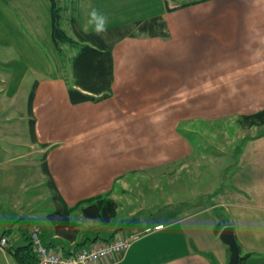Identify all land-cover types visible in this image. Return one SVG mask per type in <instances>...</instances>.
<instances>
[{"label": "crops", "instance_id": "crops-1", "mask_svg": "<svg viewBox=\"0 0 264 264\" xmlns=\"http://www.w3.org/2000/svg\"><path fill=\"white\" fill-rule=\"evenodd\" d=\"M70 2H61L63 22L68 10L83 31H93L88 14L96 9L106 27L161 15L168 35L120 39L111 93L73 101L76 54L54 42L51 0H0V239L7 237L0 264H20L9 247L27 244L34 224L63 254L164 224L121 257L91 264H214L206 252L228 264L230 249L215 231L220 223L234 227L241 256L250 252L246 264H264V125L250 127L259 130L237 148L228 180L210 199L178 203L168 191L144 209L143 196L129 190L140 175H167L174 187L194 155L193 135L204 137L196 122L264 109V0ZM98 195L118 203L107 224L81 211ZM59 205L77 224L75 239L48 218Z\"/></svg>", "mask_w": 264, "mask_h": 264}, {"label": "trees", "instance_id": "trees-1", "mask_svg": "<svg viewBox=\"0 0 264 264\" xmlns=\"http://www.w3.org/2000/svg\"><path fill=\"white\" fill-rule=\"evenodd\" d=\"M51 3L52 35L55 44L59 49L64 44L77 47L78 49L73 59V77L74 83L80 88H70L73 101L97 99L108 96L111 93L114 73L113 47L120 39L126 36L168 35L166 22L161 15L152 16L132 23L110 26L101 35H96L94 31L86 32L80 29L77 25L76 18L73 16L72 18L69 17V21L74 27L73 34H69L62 26L64 19L63 9L65 7H63L60 0H51ZM240 119L248 126L264 125V109L254 113L242 114ZM42 167L47 171L45 165ZM117 208L118 203L114 198L98 195L92 198L86 205L82 206L81 211L84 217L98 219L104 224H107L115 216ZM214 211L218 217H221V209L214 208ZM48 218L52 221L58 233L65 234L70 239H75L77 229H73V227L77 224L71 221L70 210L68 208L59 205L48 214ZM66 227L71 228L72 231H66ZM221 227V223L216 226L215 231L217 234H219ZM28 239L29 242L27 244L9 247V251L20 264H38V257L29 236ZM206 253L211 261L216 264L213 253ZM249 255L250 252H247L241 256L239 264H246V259Z\"/></svg>", "mask_w": 264, "mask_h": 264}, {"label": "rangeland", "instance_id": "rangeland-1", "mask_svg": "<svg viewBox=\"0 0 264 264\" xmlns=\"http://www.w3.org/2000/svg\"><path fill=\"white\" fill-rule=\"evenodd\" d=\"M60 1L64 6H67V8L71 5L70 0ZM65 13L68 17H66L62 26L69 33L73 34V31L70 29L72 23L69 21V17L72 15L68 10H65ZM76 51V47L72 48L70 56L76 54ZM240 116H235L233 118L230 116L231 119H229L230 117H222L216 119L214 122L209 121L204 124L196 122V124H193V126L201 128L204 137H201L199 134L198 136L195 134L193 135L194 155L191 159L187 160L188 166L184 168L185 171L181 172L182 178L178 182L176 181L173 187L167 186V175L165 178L160 177L156 181H153V177L150 175H140L138 178L132 177L129 186V190L132 191L131 194L135 196L134 193L137 192L138 195L143 196L142 200L144 203L139 199L138 201L143 203L144 209L152 204H148L147 200L151 197L162 200L166 199V197H168V191H172L174 194L176 193V195H178V203L183 202L184 204H188L191 202L196 203V201L199 203L198 201H204L206 198L210 199L211 195L215 193V189L228 180L229 174L233 170L231 165L236 158L235 153L237 148L247 139L249 132L259 130L258 127H253L254 129L249 131L250 127L257 125H245L241 121ZM183 161L184 160H180L171 166L162 167L158 175L166 174L171 168H174V170L179 168ZM199 175L201 176L199 177ZM182 183L183 185H180ZM207 183L210 184L208 186L209 188L205 186ZM177 189L178 193L176 192ZM179 193L182 194L180 198ZM155 202L154 200L152 205H156L157 203ZM162 205H158L157 207ZM145 212L149 214V211ZM104 230L103 236H107L106 229Z\"/></svg>", "mask_w": 264, "mask_h": 264}, {"label": "built area", "instance_id": "built-area-1", "mask_svg": "<svg viewBox=\"0 0 264 264\" xmlns=\"http://www.w3.org/2000/svg\"><path fill=\"white\" fill-rule=\"evenodd\" d=\"M164 227V224L147 226L142 229L120 235L118 238L103 243L91 242L77 248L70 254H63L52 246L47 245L42 239V227L34 224L29 237L33 243L38 257V264H91L107 257H121L128 250L134 240L143 234ZM7 244V237L2 236L0 247Z\"/></svg>", "mask_w": 264, "mask_h": 264}, {"label": "water", "instance_id": "water-1", "mask_svg": "<svg viewBox=\"0 0 264 264\" xmlns=\"http://www.w3.org/2000/svg\"><path fill=\"white\" fill-rule=\"evenodd\" d=\"M219 237L230 249V260L228 264H239L241 250L235 235L234 227L232 225L224 226L219 233Z\"/></svg>", "mask_w": 264, "mask_h": 264}, {"label": "clouds", "instance_id": "clouds-1", "mask_svg": "<svg viewBox=\"0 0 264 264\" xmlns=\"http://www.w3.org/2000/svg\"><path fill=\"white\" fill-rule=\"evenodd\" d=\"M88 15V24L92 26L96 35H101L107 31V18L104 15L99 13L96 9H92Z\"/></svg>", "mask_w": 264, "mask_h": 264}, {"label": "bare ground", "instance_id": "bare-ground-1", "mask_svg": "<svg viewBox=\"0 0 264 264\" xmlns=\"http://www.w3.org/2000/svg\"><path fill=\"white\" fill-rule=\"evenodd\" d=\"M154 226V225H153Z\"/></svg>", "mask_w": 264, "mask_h": 264}]
</instances>
